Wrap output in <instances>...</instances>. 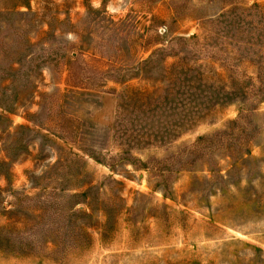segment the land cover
<instances>
[{
	"label": "rangeland",
	"instance_id": "374dc122",
	"mask_svg": "<svg viewBox=\"0 0 264 264\" xmlns=\"http://www.w3.org/2000/svg\"><path fill=\"white\" fill-rule=\"evenodd\" d=\"M0 264H264V0H0Z\"/></svg>",
	"mask_w": 264,
	"mask_h": 264
}]
</instances>
